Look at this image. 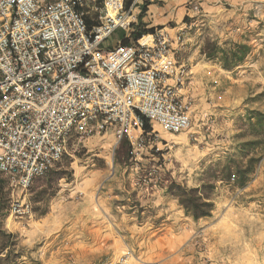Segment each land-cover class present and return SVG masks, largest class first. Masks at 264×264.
I'll return each mask as SVG.
<instances>
[{
	"label": "rangeland",
	"instance_id": "rangeland-1",
	"mask_svg": "<svg viewBox=\"0 0 264 264\" xmlns=\"http://www.w3.org/2000/svg\"><path fill=\"white\" fill-rule=\"evenodd\" d=\"M87 2L93 23L105 12L104 0ZM150 5L127 38L168 33L177 65L186 70L190 126L179 133L153 124L149 133L132 129L120 137L112 129L74 137L27 192L1 176L0 230L18 244L0 264H264V133L252 126L264 113V0ZM119 38L126 39L120 30L110 43ZM238 45H245L243 59L227 67L223 51ZM122 139L128 148H121ZM252 140L259 143L245 147ZM251 156L257 161L245 185L234 176L221 179L226 166H245ZM54 170L61 178L41 215L35 190L46 187ZM173 181L214 184L212 215L187 214L167 190ZM24 197L31 212L12 216L11 200Z\"/></svg>",
	"mask_w": 264,
	"mask_h": 264
},
{
	"label": "built area",
	"instance_id": "built-area-1",
	"mask_svg": "<svg viewBox=\"0 0 264 264\" xmlns=\"http://www.w3.org/2000/svg\"><path fill=\"white\" fill-rule=\"evenodd\" d=\"M89 0H0V176L27 192L64 156L73 137L144 130V118L169 133L191 124L168 33L125 43L154 0H104L88 21ZM23 217L31 204L13 198Z\"/></svg>",
	"mask_w": 264,
	"mask_h": 264
},
{
	"label": "trees",
	"instance_id": "trees-1",
	"mask_svg": "<svg viewBox=\"0 0 264 264\" xmlns=\"http://www.w3.org/2000/svg\"><path fill=\"white\" fill-rule=\"evenodd\" d=\"M147 11H148V5H144L142 13H140L139 15L140 18H142ZM143 33L144 32L137 31V33L133 35L134 40H137L139 37H141ZM124 42L130 43L131 40L129 38H126L124 39ZM237 47L238 49L234 51H230V52L223 51L221 58L227 67H231L232 64L241 61L243 59V49L245 45H238ZM216 53H217L216 50L215 52L213 50V52L209 51L207 55L209 57H215ZM143 121H144L143 126L145 132L146 133L151 132L152 127L149 120L144 118ZM252 126L257 129L259 134L264 133V113L258 112L257 120L255 121L254 124H252ZM258 143H259L258 140H252L251 142L246 143L245 147H251L252 145L255 146ZM126 145H127L126 140L122 139L121 148L125 149L127 147ZM255 161H257V159L254 158V156H251L248 160V164H246L245 166H242L240 164H235L234 169H236V172L230 165L226 166L225 172H223L224 174H222L223 178L221 179L229 181L231 180V177L234 176L237 177L236 180L240 186L245 185L248 181L249 173L253 172L255 169V165H254ZM57 175L58 177H56ZM41 177L35 178L31 187L33 186L34 182L36 180H39ZM59 178H61V176L59 177L58 170H54L47 177L46 187L40 190H35V200L36 202L41 203V205L36 206V209L41 212V215L46 214L48 211L47 202L52 196H54V191L51 190L52 185ZM4 183H5L4 179L0 178V192L3 191ZM214 189H215V185L209 182H205L200 187H187L186 185L177 184L176 182L173 181L167 187L168 192L177 198L179 204L185 209L186 213L191 215L194 219L209 217L212 215V211L214 209V201L212 198V193ZM0 231H2L0 232V234L8 237L5 239L0 236V255L2 253H5L4 257L0 256V261L9 262L11 258V251H9V249L16 246L18 242L16 239H14V234L7 233L4 230H0ZM12 261L14 262L15 260Z\"/></svg>",
	"mask_w": 264,
	"mask_h": 264
},
{
	"label": "crops",
	"instance_id": "crops-1",
	"mask_svg": "<svg viewBox=\"0 0 264 264\" xmlns=\"http://www.w3.org/2000/svg\"><path fill=\"white\" fill-rule=\"evenodd\" d=\"M161 1L162 2H169V1H171V2H185V0H158V2H161ZM150 6H153V5H150Z\"/></svg>",
	"mask_w": 264,
	"mask_h": 264
}]
</instances>
